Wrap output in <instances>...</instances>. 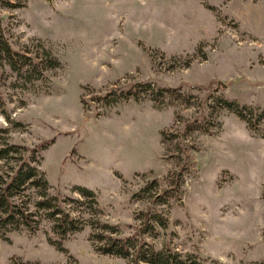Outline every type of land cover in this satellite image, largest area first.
<instances>
[{
	"label": "rangeland",
	"instance_id": "obj_1",
	"mask_svg": "<svg viewBox=\"0 0 264 264\" xmlns=\"http://www.w3.org/2000/svg\"><path fill=\"white\" fill-rule=\"evenodd\" d=\"M0 19L15 48L40 40L60 61L29 90L6 68L0 100L2 143L51 141L38 166L52 193L93 189L125 235L161 214L145 234L158 249L264 264V120L222 102L264 111V0H28ZM131 83L166 92L93 98ZM49 226L0 237V264H130L96 251L90 226L60 251Z\"/></svg>",
	"mask_w": 264,
	"mask_h": 264
},
{
	"label": "trees",
	"instance_id": "obj_2",
	"mask_svg": "<svg viewBox=\"0 0 264 264\" xmlns=\"http://www.w3.org/2000/svg\"><path fill=\"white\" fill-rule=\"evenodd\" d=\"M28 0H0V9H19ZM60 66L57 56L38 40L31 46L17 49L3 31L0 19V100L4 102L2 85L6 80V68L15 75L13 87L29 90L36 82L46 78V72ZM166 89L151 87L150 83H131L127 87L111 90L105 96L93 98L104 104L135 99L141 101L149 95L160 101ZM223 107L235 112L247 121L250 128L257 129L259 120H264V111L259 108L240 106L234 101H222ZM247 110H250L248 113ZM163 137L165 133L162 132ZM50 140L35 147L2 143L0 141V237L8 238V233L22 229L37 230L40 221L50 223L48 241L60 251H66L65 240L71 235L90 226V240L95 250L102 254L130 259V264H208L210 257L193 251L183 254L170 245L158 249L145 237L147 232L157 236L155 222L167 226L168 220L161 214L151 216L150 210L143 211V221L133 234L125 235L118 224L101 218L103 209L97 193L86 186L77 185L70 194L52 193L46 174L39 168L42 152ZM184 168V166L182 167ZM31 197H30V196ZM30 199V201H28ZM33 207V208H32ZM41 212V214H40ZM153 218V220H152ZM35 223V224H34ZM21 262V263H20ZM18 264H29L20 260Z\"/></svg>",
	"mask_w": 264,
	"mask_h": 264
}]
</instances>
